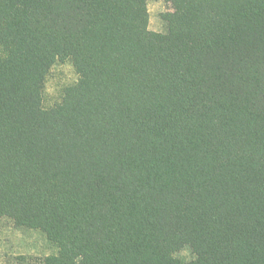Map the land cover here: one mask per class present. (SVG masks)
<instances>
[{
  "label": "trees",
  "instance_id": "1",
  "mask_svg": "<svg viewBox=\"0 0 264 264\" xmlns=\"http://www.w3.org/2000/svg\"><path fill=\"white\" fill-rule=\"evenodd\" d=\"M166 1L0 0V215L42 264H264V0Z\"/></svg>",
  "mask_w": 264,
  "mask_h": 264
},
{
  "label": "rangeland",
  "instance_id": "2",
  "mask_svg": "<svg viewBox=\"0 0 264 264\" xmlns=\"http://www.w3.org/2000/svg\"><path fill=\"white\" fill-rule=\"evenodd\" d=\"M173 10L166 0H146L147 28L152 32L167 31L166 13ZM79 74L71 57L56 59L50 66L42 85L43 108H50L61 102L67 87L74 85ZM57 245L37 228L16 225L14 220L0 215V264H42L44 257L56 254ZM174 256L181 263L195 259L189 246L177 250Z\"/></svg>",
  "mask_w": 264,
  "mask_h": 264
}]
</instances>
